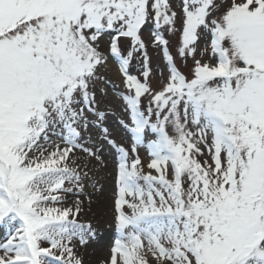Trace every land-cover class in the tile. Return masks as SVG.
<instances>
[{
    "label": "snow or ice",
    "instance_id": "snow-or-ice-1",
    "mask_svg": "<svg viewBox=\"0 0 264 264\" xmlns=\"http://www.w3.org/2000/svg\"><path fill=\"white\" fill-rule=\"evenodd\" d=\"M105 144L102 264H264V0H0V264H84Z\"/></svg>",
    "mask_w": 264,
    "mask_h": 264
},
{
    "label": "rangeland",
    "instance_id": "rangeland-1",
    "mask_svg": "<svg viewBox=\"0 0 264 264\" xmlns=\"http://www.w3.org/2000/svg\"><path fill=\"white\" fill-rule=\"evenodd\" d=\"M144 39L146 41H151L150 33H144ZM178 43V37L171 38V47L170 50L173 54L176 51V45ZM149 55L151 56V63L153 69L164 67L163 64V54L162 51L156 48L149 47ZM159 80V76H155L153 79V85L159 86L157 81ZM110 130L113 133L114 138L128 146L129 144V134L121 128L116 119L113 117L109 120ZM93 139L95 140L99 136V131L97 129L92 130ZM104 150L102 156L105 161V167L100 168L98 172L95 173L96 176L101 178V183L105 185L104 191L102 194L94 195V203L92 205V211L87 213L84 217L87 220H90L93 225L99 230V238L93 242H91L86 248L80 249L83 253L86 251L90 257L86 256V260L84 259V264H102V262L109 255V247L112 243V239L114 237V229L111 227L112 222V180L110 174L114 169V156L113 152L108 145L103 146ZM141 157L147 159L146 152L141 149ZM99 167V166H97ZM106 219L107 224L102 225V220ZM5 235V230L0 228V242L3 241ZM102 259H101V257Z\"/></svg>",
    "mask_w": 264,
    "mask_h": 264
},
{
    "label": "bare ground",
    "instance_id": "bare-ground-1",
    "mask_svg": "<svg viewBox=\"0 0 264 264\" xmlns=\"http://www.w3.org/2000/svg\"><path fill=\"white\" fill-rule=\"evenodd\" d=\"M105 224H107V222H106V219L104 218L103 220H102V225H105ZM80 254L83 256V258L85 259L86 258V256L87 257H90V255H88V253L86 252V251H84L83 253L80 251ZM101 257V256H100ZM103 257V256H102ZM102 257H101V259H102ZM86 260V259H85Z\"/></svg>",
    "mask_w": 264,
    "mask_h": 264
}]
</instances>
